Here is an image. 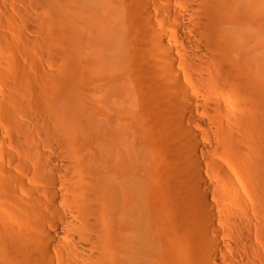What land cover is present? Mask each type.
<instances>
[{
    "label": "bare ground",
    "instance_id": "1",
    "mask_svg": "<svg viewBox=\"0 0 264 264\" xmlns=\"http://www.w3.org/2000/svg\"><path fill=\"white\" fill-rule=\"evenodd\" d=\"M3 148L6 264H264V0H0Z\"/></svg>",
    "mask_w": 264,
    "mask_h": 264
},
{
    "label": "rangeland",
    "instance_id": "2",
    "mask_svg": "<svg viewBox=\"0 0 264 264\" xmlns=\"http://www.w3.org/2000/svg\"><path fill=\"white\" fill-rule=\"evenodd\" d=\"M2 155H3V157H2ZM6 168L17 171V168H15L13 165L6 163V149L3 148V149H0V172L3 173L4 175H6ZM2 184H3V186H2ZM4 188L6 189V181L0 179V206L3 207V208L0 207V215H2V216H4L6 214V212H5L6 208L11 207V205H9V204L6 205V190ZM3 198H5V199H3ZM2 209H4L5 211L3 210L4 212H2ZM18 212L20 213L19 210H18ZM7 216L5 218L4 217L0 218V228L2 229V230H0L1 231L0 232V239H1L0 241L5 246V251L0 252V263H2V264H6V256L11 254V250H12L11 245H14V242H15V238L13 237L14 232H12V231H14L13 228H15L16 224H18L17 221L11 220V218H10V220L12 223L10 222V220L8 221L9 216H8V218H7ZM13 221H14V224H13ZM9 248H11V249L8 250ZM8 251H10V252L8 253Z\"/></svg>",
    "mask_w": 264,
    "mask_h": 264
}]
</instances>
